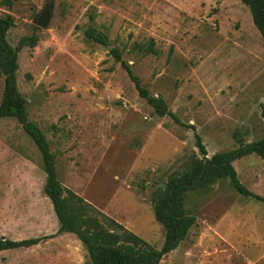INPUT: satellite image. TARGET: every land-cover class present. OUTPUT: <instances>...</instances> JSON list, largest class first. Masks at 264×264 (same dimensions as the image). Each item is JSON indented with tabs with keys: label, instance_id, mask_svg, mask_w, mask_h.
Returning a JSON list of instances; mask_svg holds the SVG:
<instances>
[{
	"label": "rangeland",
	"instance_id": "obj_1",
	"mask_svg": "<svg viewBox=\"0 0 264 264\" xmlns=\"http://www.w3.org/2000/svg\"><path fill=\"white\" fill-rule=\"evenodd\" d=\"M1 1V0H0ZM0 6L14 26L17 91L28 120L55 156L58 181L94 209L159 250L162 226L152 209L154 191L200 158L264 137V39L238 0H11ZM51 6L45 29L33 25ZM92 29L107 46L86 39ZM153 42L155 54H146ZM120 53L150 97L170 116L158 117L141 99ZM3 77L0 74V101ZM240 184L264 199V160L232 164ZM40 154L14 119L0 120V240L53 237L34 247L0 252V264H87L71 234L56 236L58 222L43 194ZM195 224L159 264H264V204L240 196L230 180L184 195Z\"/></svg>",
	"mask_w": 264,
	"mask_h": 264
},
{
	"label": "trees",
	"instance_id": "obj_2",
	"mask_svg": "<svg viewBox=\"0 0 264 264\" xmlns=\"http://www.w3.org/2000/svg\"><path fill=\"white\" fill-rule=\"evenodd\" d=\"M238 1L248 9L253 26L264 39V0ZM11 5V0L0 1V6L10 7ZM13 26L14 21L11 16L0 17V74L3 77L0 120L14 119L38 150L45 174L43 194L49 200L59 225L55 235H73L86 252L87 264H159L164 256L178 247L195 224L194 217L184 212V195L188 192L207 189L216 181L228 179L240 196L264 204V199L240 184L232 166L236 160L251 155L264 160V137L259 141L244 144L241 140V133L237 132L235 140L238 147L235 150L217 153L208 158L205 147L195 134L194 146L200 158L191 159L182 173L169 177L164 187L153 193L154 218L164 231V240L159 250L112 220L105 219L103 223L93 214L94 209L89 204L62 187L57 177L55 156L50 152L44 134L28 120L26 101L17 91L16 72L19 52L23 48H34L37 44V37L35 35L24 37L13 48L7 42V33ZM84 35L86 39L98 45L107 46L105 37L95 33L92 29L86 30ZM110 53L121 64L138 96L146 101L154 114L158 117L174 118L162 99L149 96L129 67L121 61L120 53L115 49H112ZM146 54H155L153 42L148 45ZM260 116L264 121V104L261 105ZM51 238L53 237L22 241L1 239L0 252L34 247Z\"/></svg>",
	"mask_w": 264,
	"mask_h": 264
},
{
	"label": "water",
	"instance_id": "obj_3",
	"mask_svg": "<svg viewBox=\"0 0 264 264\" xmlns=\"http://www.w3.org/2000/svg\"><path fill=\"white\" fill-rule=\"evenodd\" d=\"M51 6L45 7L43 12L33 20V25L40 29H45L50 21Z\"/></svg>",
	"mask_w": 264,
	"mask_h": 264
}]
</instances>
